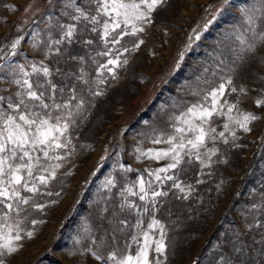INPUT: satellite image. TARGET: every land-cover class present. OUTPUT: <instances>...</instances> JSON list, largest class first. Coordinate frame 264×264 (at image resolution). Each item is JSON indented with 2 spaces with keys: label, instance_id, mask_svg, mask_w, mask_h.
Here are the masks:
<instances>
[{
  "label": "rangeland",
  "instance_id": "374dc122",
  "mask_svg": "<svg viewBox=\"0 0 264 264\" xmlns=\"http://www.w3.org/2000/svg\"><path fill=\"white\" fill-rule=\"evenodd\" d=\"M252 2L229 0L224 5L223 0H165L152 14V22L142 25L143 33L125 37L130 49L133 42L142 39L144 43L124 53L121 59L127 58L129 63L116 69L115 79L109 76L100 85L102 95L89 97L87 114L72 133L75 150L47 189L53 195L39 200L47 207L30 211L23 225L24 232L32 231L33 236L22 233L18 251L5 257L6 264H51L39 260L46 252L63 264H102L87 249L95 250L101 240L117 247L130 242L137 231L131 227L116 232L117 239L112 240L118 219H127L131 226L138 218L134 211L119 210L120 192L141 175L147 179L146 170L169 162L138 159L137 149H166L167 144H154L152 140L172 131L174 116L193 103L204 102L202 97L223 82L221 77H231L232 86L238 89L233 93L228 88L220 98L223 111L235 103L240 111L251 112L259 119L252 122L249 132L231 125L237 138L233 140L226 132L227 144L219 139L214 144L209 142L210 147L218 149L210 167L199 162L183 165L185 171L179 179L185 186L191 185L190 193H181L171 188V181L165 182L158 190L168 195L158 198L155 213L142 217L144 227L152 215L164 225L168 244L164 264H217L222 252L232 253L225 245L238 234L248 245L253 237L260 238L264 228L254 225L257 221L264 223V106L257 107L256 100L264 99V44H258L254 54L237 59L238 42L233 35L244 31L241 9ZM78 3L95 14L94 3ZM63 11L60 0H0V65L12 64V68L0 69L5 77L0 79V95L12 96L19 91L11 83L13 69L23 65L30 72V65L41 60L53 69L58 85L75 83L65 73L81 65L69 60V55L84 56L83 67L95 80V64L89 58L101 62L107 58L96 56L104 45L86 21L78 25V39L61 46L66 49L63 55L48 54L45 42L60 35L57 22L74 23L62 15ZM196 33L200 39L190 41ZM17 39L20 44L13 50ZM85 39H93V45H85ZM241 87L246 94L239 92ZM227 122L226 116L214 114L212 118L217 132L223 131ZM109 179L115 183V187L109 186L111 190L106 187ZM57 192L60 195H55ZM129 199L143 203L136 197ZM33 219L42 223L33 225ZM158 235L156 230L153 238ZM101 251L107 255L109 248Z\"/></svg>",
  "mask_w": 264,
  "mask_h": 264
},
{
  "label": "snow or ice",
  "instance_id": "6c2138e0",
  "mask_svg": "<svg viewBox=\"0 0 264 264\" xmlns=\"http://www.w3.org/2000/svg\"><path fill=\"white\" fill-rule=\"evenodd\" d=\"M60 2L65 9L62 15L74 23L57 22L60 35L59 38H50L45 42L48 54L63 55L66 49L61 46L70 45L77 40L78 25L86 21L91 25V32L99 33V39L104 45V49L97 51L96 56L107 59L101 62L89 58L95 64L93 80L83 67L85 57L69 55V60L79 61L81 66L65 73L75 83L63 85H58L53 80V69L43 60L39 64L32 63L30 72L25 71L23 65L13 69L11 83L18 86L19 91L12 96L0 95V264H6L5 257L18 251V242L23 239L22 233L28 238L33 236L32 231L24 232L23 225L28 221L30 211L39 212L47 207L39 200L43 196L53 195L47 189L57 179L64 162L75 150L72 133L79 126L78 121L87 114L89 97L102 95L100 85H104L109 76L115 79L116 69L129 63L127 58L121 59L124 53L133 51L144 43L142 39L133 42L130 49L126 46L125 37H136L143 33L145 29L142 25L152 22V14L165 0H89V3L95 4V14L82 8L78 0ZM228 3L229 0H223L224 5ZM241 14L246 27L243 32L233 34L238 42L237 59H244L245 54H254L258 44H264V0H253L250 5L241 9ZM35 35L38 37L39 33ZM20 39L13 42V50L20 44ZM193 39L199 40L200 34L189 37L190 41ZM83 43L91 46L94 40L85 39ZM12 54L15 55V51ZM3 68H12V64L6 62L0 65V69ZM55 72L59 73L60 69ZM3 78L5 77L0 74V79ZM221 80L223 82L205 93L202 97L204 102L193 103L172 118L170 133L155 136L152 142L167 144L166 149H149L147 152L137 149L138 159H167L169 162L164 167L146 170L147 179L141 175L131 186L123 188L118 208L121 212L134 211L138 218L131 226L127 219H118L112 240L117 239L116 232H122L125 228L136 229V234L131 235L130 242L123 247L101 240L95 250L87 249L95 260L102 264H164L168 248L165 227L152 215L145 228L142 218L150 212L155 213L158 210V198L168 195L167 191L158 189L165 182L171 181V188L178 189L181 193H190L191 185L185 186L179 179V174L185 171L183 165L199 162L203 167H210V161L216 156L218 149L210 147L209 142L214 144L219 139L227 144L229 139L226 132L231 133L233 140L237 138L231 125L249 132L252 122L259 119L251 112L240 111L235 103L228 104L227 111H223L220 98L228 88L233 93L238 89L232 86L231 77H221ZM239 92L246 94V89L241 87ZM209 98L210 104L207 103ZM256 105L264 106V99H257ZM214 114L227 117L228 122L223 124V131L217 132L212 126ZM109 186L115 187L112 179L107 181L106 187ZM129 197H136L143 203L138 204ZM184 198L187 199V194ZM30 223L35 225L42 221L33 219ZM254 227L264 228V223L257 221ZM156 230L159 235L154 239L153 233ZM259 236V239L253 237L248 245L238 234L235 240H229L225 245L231 247L232 253L222 252L217 264H264V233ZM93 243L96 244V241L93 240ZM103 247L109 248L107 255L101 251ZM160 257H164V260Z\"/></svg>",
  "mask_w": 264,
  "mask_h": 264
},
{
  "label": "trees",
  "instance_id": "16d2710c",
  "mask_svg": "<svg viewBox=\"0 0 264 264\" xmlns=\"http://www.w3.org/2000/svg\"><path fill=\"white\" fill-rule=\"evenodd\" d=\"M39 260H47L51 264H63L54 254L49 252L44 253Z\"/></svg>",
  "mask_w": 264,
  "mask_h": 264
}]
</instances>
